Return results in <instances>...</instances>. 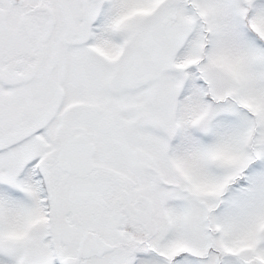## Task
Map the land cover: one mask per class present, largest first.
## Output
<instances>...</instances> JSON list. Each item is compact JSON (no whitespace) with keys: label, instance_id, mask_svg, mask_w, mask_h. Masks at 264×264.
<instances>
[{"label":"snow or ice","instance_id":"obj_1","mask_svg":"<svg viewBox=\"0 0 264 264\" xmlns=\"http://www.w3.org/2000/svg\"><path fill=\"white\" fill-rule=\"evenodd\" d=\"M0 264H264V0H0Z\"/></svg>","mask_w":264,"mask_h":264}]
</instances>
